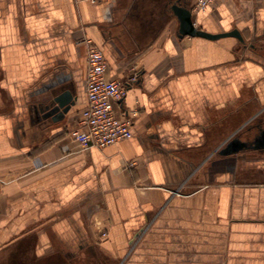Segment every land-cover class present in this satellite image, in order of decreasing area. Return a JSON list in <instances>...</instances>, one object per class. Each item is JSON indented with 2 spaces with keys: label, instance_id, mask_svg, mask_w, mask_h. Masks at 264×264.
<instances>
[{
  "label": "crops",
  "instance_id": "1",
  "mask_svg": "<svg viewBox=\"0 0 264 264\" xmlns=\"http://www.w3.org/2000/svg\"><path fill=\"white\" fill-rule=\"evenodd\" d=\"M173 1L0 0V264H264V148L220 153L264 129V0L193 17L243 42L178 37ZM86 38L139 75L118 106L138 102L132 137L103 148L68 135Z\"/></svg>",
  "mask_w": 264,
  "mask_h": 264
},
{
  "label": "built area",
  "instance_id": "2",
  "mask_svg": "<svg viewBox=\"0 0 264 264\" xmlns=\"http://www.w3.org/2000/svg\"><path fill=\"white\" fill-rule=\"evenodd\" d=\"M213 2L215 0H191L192 17L206 11ZM84 42L87 45V66L83 79L86 104L80 115L81 128L69 130L68 135L81 148H103L132 137L131 126L139 113L138 102L131 109L121 110L118 106L139 75L133 73L123 79L109 74L105 56L99 47L89 38Z\"/></svg>",
  "mask_w": 264,
  "mask_h": 264
},
{
  "label": "water",
  "instance_id": "3",
  "mask_svg": "<svg viewBox=\"0 0 264 264\" xmlns=\"http://www.w3.org/2000/svg\"><path fill=\"white\" fill-rule=\"evenodd\" d=\"M172 11L178 21V37L183 36H197L206 39H218L221 37L232 36L243 42L244 39L237 29H232L227 32L210 33L201 28H198L193 21L191 9L182 5H172ZM76 96L74 91L70 88L63 89L59 93H55L50 100L47 110V116H52L54 120H59L69 111L72 105H74ZM264 148V129L260 131L258 135L254 137L252 141H244L237 137L231 139L220 153L231 154L238 152L245 148Z\"/></svg>",
  "mask_w": 264,
  "mask_h": 264
},
{
  "label": "flooded vegetation",
  "instance_id": "4",
  "mask_svg": "<svg viewBox=\"0 0 264 264\" xmlns=\"http://www.w3.org/2000/svg\"><path fill=\"white\" fill-rule=\"evenodd\" d=\"M190 3L191 0H174L173 2H169L170 7L174 4V5H182L184 7H189L190 8ZM172 9V7H171Z\"/></svg>",
  "mask_w": 264,
  "mask_h": 264
},
{
  "label": "rangeland",
  "instance_id": "5",
  "mask_svg": "<svg viewBox=\"0 0 264 264\" xmlns=\"http://www.w3.org/2000/svg\"><path fill=\"white\" fill-rule=\"evenodd\" d=\"M135 244H136V240L134 241V244H132V246H130L129 251H128L129 253L134 252V250H135V248H136ZM120 264H121V263H120Z\"/></svg>",
  "mask_w": 264,
  "mask_h": 264
}]
</instances>
